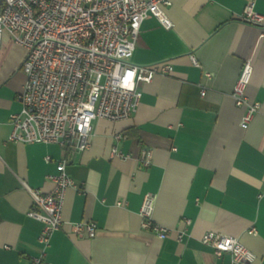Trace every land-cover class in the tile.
<instances>
[{
    "label": "crops",
    "instance_id": "crops-1",
    "mask_svg": "<svg viewBox=\"0 0 264 264\" xmlns=\"http://www.w3.org/2000/svg\"><path fill=\"white\" fill-rule=\"evenodd\" d=\"M171 1L165 10L173 28L147 17L131 62L168 63L173 72L141 85L143 96L129 119L95 120L91 147L81 153L8 140L11 115L22 109L26 50L4 34L0 264H30L44 251L50 264H231L230 254L217 256L201 243L208 231L239 237L255 255L248 264H264V37L240 19L251 1L264 15V0ZM246 59L254 66L247 96L261 103L248 127L231 96ZM119 133L125 138L118 140ZM113 147L129 157L113 155ZM143 148L153 151L148 167L140 162ZM62 158L76 187L67 189L63 224L45 248L39 240L44 224L28 214L37 208L29 188L50 192L48 176ZM147 194L155 197L154 222L167 229L165 238L143 227ZM79 221H94L96 236L75 234L72 224Z\"/></svg>",
    "mask_w": 264,
    "mask_h": 264
},
{
    "label": "built area",
    "instance_id": "built-area-1",
    "mask_svg": "<svg viewBox=\"0 0 264 264\" xmlns=\"http://www.w3.org/2000/svg\"><path fill=\"white\" fill-rule=\"evenodd\" d=\"M171 4V0H0V45L9 33L26 50L25 81L18 94L22 109L11 115L8 140L58 144L68 152L81 153L91 147L95 120L129 119L143 96L141 85L174 70L168 63L131 62L147 17H155L165 29L173 28L165 10ZM240 19L258 26L264 37V15L255 10L253 1L245 6ZM191 58L199 65L194 55ZM253 71L252 60L246 59L231 92L235 104L244 109V127L261 112V103L251 101L246 93ZM201 93L204 96L206 89ZM116 138L125 136L119 133ZM112 154L129 157L118 147H113ZM140 162L146 167L152 164L151 148H143ZM67 163V158L59 160L57 172L48 176L54 183L50 192L29 188L37 208L28 214L43 222L39 240L45 248L63 224L67 189L76 187ZM155 204L153 195L144 197L140 208L143 227L165 238L167 229L154 222ZM72 229L77 235L93 238L97 224L79 221ZM183 236L180 233L179 239ZM200 241L217 256L230 254L231 264H248L255 258L237 236L208 231ZM45 256L44 251L30 264H50Z\"/></svg>",
    "mask_w": 264,
    "mask_h": 264
}]
</instances>
